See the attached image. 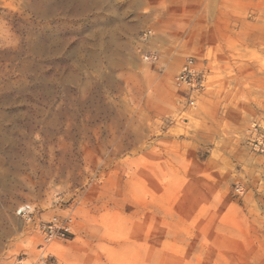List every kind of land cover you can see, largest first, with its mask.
<instances>
[{
  "label": "rangeland",
  "instance_id": "obj_1",
  "mask_svg": "<svg viewBox=\"0 0 264 264\" xmlns=\"http://www.w3.org/2000/svg\"><path fill=\"white\" fill-rule=\"evenodd\" d=\"M253 122L264 0H0V264H264Z\"/></svg>",
  "mask_w": 264,
  "mask_h": 264
},
{
  "label": "built area",
  "instance_id": "obj_2",
  "mask_svg": "<svg viewBox=\"0 0 264 264\" xmlns=\"http://www.w3.org/2000/svg\"><path fill=\"white\" fill-rule=\"evenodd\" d=\"M149 34L150 31L144 32L139 38L137 53L142 59L155 60L157 58L155 54L145 53L140 46L142 43L146 42ZM199 80V73L195 68L193 59H186L175 77V82L177 85L188 86L191 90L199 92L203 89L201 80ZM190 104L193 103L190 102ZM247 139L253 144L255 149L264 151V125L262 126L260 123L253 122ZM33 212V207L31 205L23 204L16 209L15 214L22 220L30 222L33 218ZM35 229L41 241L39 250L42 251L38 261L39 264H46L44 247L55 240H67L70 235H72L73 221L71 217H67L65 220L60 221L57 217L53 216L48 220L38 221L35 225Z\"/></svg>",
  "mask_w": 264,
  "mask_h": 264
},
{
  "label": "crops",
  "instance_id": "obj_3",
  "mask_svg": "<svg viewBox=\"0 0 264 264\" xmlns=\"http://www.w3.org/2000/svg\"><path fill=\"white\" fill-rule=\"evenodd\" d=\"M195 68H196V70H197L196 64H195Z\"/></svg>",
  "mask_w": 264,
  "mask_h": 264
}]
</instances>
